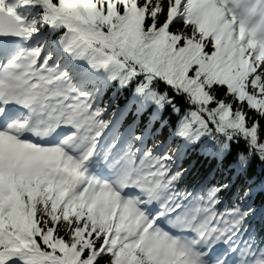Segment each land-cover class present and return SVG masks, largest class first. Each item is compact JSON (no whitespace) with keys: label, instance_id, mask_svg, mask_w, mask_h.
Wrapping results in <instances>:
<instances>
[{"label":"snow or ice","instance_id":"1","mask_svg":"<svg viewBox=\"0 0 264 264\" xmlns=\"http://www.w3.org/2000/svg\"><path fill=\"white\" fill-rule=\"evenodd\" d=\"M0 264H264V0H0Z\"/></svg>","mask_w":264,"mask_h":264},{"label":"trees","instance_id":"2","mask_svg":"<svg viewBox=\"0 0 264 264\" xmlns=\"http://www.w3.org/2000/svg\"><path fill=\"white\" fill-rule=\"evenodd\" d=\"M190 160H195V165L192 167L185 181V183L190 188H198L202 183L205 182L211 184L216 179L220 178L219 173L212 174L210 171V166L207 163H201V159L194 155L188 157V160L184 162L185 165H187ZM257 200L259 202V197Z\"/></svg>","mask_w":264,"mask_h":264}]
</instances>
